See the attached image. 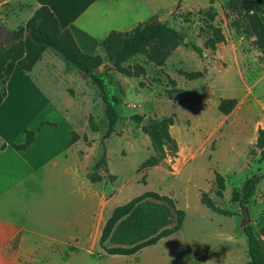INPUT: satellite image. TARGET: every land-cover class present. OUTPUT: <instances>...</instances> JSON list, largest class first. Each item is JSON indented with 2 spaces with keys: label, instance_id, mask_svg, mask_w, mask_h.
Segmentation results:
<instances>
[{
  "label": "rangeland",
  "instance_id": "374dc122",
  "mask_svg": "<svg viewBox=\"0 0 264 264\" xmlns=\"http://www.w3.org/2000/svg\"><path fill=\"white\" fill-rule=\"evenodd\" d=\"M224 1L174 0L156 20L173 27L183 40L161 67L146 62L143 54L123 64L141 65L145 70L141 77L127 78L113 70L105 73L104 65L110 63L100 50L94 53L103 59V66L93 74L102 80L106 101L118 116L106 139L107 119L100 91L89 76L67 64L61 55L46 48L43 58L25 75L13 65L4 67L6 99L0 105V147L21 144L23 130L38 134L37 146L51 138L59 146L69 131L70 138L73 134L69 143L82 170L101 177L93 184L100 201L86 237L90 253L69 243L37 249L36 259L22 258L19 264L248 262L242 229L250 226L257 234L264 226V159L255 147L257 130L264 131V56L251 38L227 27L221 11ZM33 4L31 0H0V47L11 44L12 33L30 18ZM209 8L215 14L211 22L203 16ZM207 24L219 28L224 37L214 50L202 47L209 36ZM178 71L199 75L190 81ZM168 79L175 85H170ZM171 89L175 93L169 99L166 91ZM36 91L54 110L40 100ZM222 99L235 100L225 115L217 110ZM166 117L173 120L167 131L175 148L164 146L165 157L157 165L141 167L150 156H158L142 128H150ZM142 120L144 126L140 125ZM100 159L105 165L94 169ZM215 174L223 179L220 196L216 195ZM252 174H263V178L248 206L232 203V190H239ZM148 192L171 199L174 209L183 213L178 230L131 256L106 255L98 239L111 211ZM202 195L229 214H217L205 207L200 202ZM245 220L248 223L240 227Z\"/></svg>",
  "mask_w": 264,
  "mask_h": 264
},
{
  "label": "trees",
  "instance_id": "16d2710c",
  "mask_svg": "<svg viewBox=\"0 0 264 264\" xmlns=\"http://www.w3.org/2000/svg\"><path fill=\"white\" fill-rule=\"evenodd\" d=\"M175 9H178L177 4ZM221 11L227 27L244 38H251L255 49L261 56H264V0H225L221 5ZM186 15H191V13H186ZM203 16L208 22H211L215 14L209 8L207 11H203ZM207 28L209 36L203 41L202 47L214 50L216 45L224 42V37L219 28L211 24H207ZM26 32L27 35H25ZM182 40L183 38L177 30L157 21L155 16L138 23L130 31H111L99 43V49L107 62L113 61V66L104 65V72L113 70L127 78L141 77L145 73L141 65L123 66V64L135 55L143 54L146 62L161 67ZM10 41L11 44L6 48L0 47V101L5 97V65L13 63L17 66L19 74L25 75L41 58L43 51L49 48L61 55L67 64L89 76L100 91L104 103L107 128L103 138L106 139L113 132V126L118 116L114 108L106 101L102 80L93 74L96 69L103 66V59L97 55L89 56L81 53L71 34L58 27L56 18L46 6L34 9L24 26L12 33ZM191 47L197 54L201 53L197 47ZM178 74L190 81L199 75L197 72L187 73L184 71H178ZM168 82L172 86L175 85L171 79H168ZM173 93H175L174 89L166 91L167 98L170 99ZM111 101L113 104L117 102L115 98H111ZM234 105V99H222L217 110L225 115ZM172 124V118L166 117L150 128H142V132L147 135L152 149L158 156H150L141 163V167L157 165L159 160L165 157L164 146L170 149L175 148L174 141L167 131V128ZM22 133L23 142L15 145L18 151H24L34 140V132L23 130ZM72 140L73 134L71 133L70 143ZM3 147L4 145L0 149ZM255 147L260 151L261 159H264V131L261 129L257 130ZM100 165H105L104 159L97 161L93 167L96 169ZM85 177L92 183H97L101 179L100 176L91 173H86ZM262 178L263 174H252L246 178L239 190H232L230 201L246 208ZM214 181L216 195L220 196L224 188L223 179L220 175L215 174ZM200 202L217 214H229L215 207L204 195L201 196ZM182 218L183 213L174 209L171 199L155 193H144L111 211L101 229L98 246L109 256H131L145 247L156 244L161 238L176 232ZM242 231L246 238L249 257L246 264H264V226L258 229L257 234L250 226H245Z\"/></svg>",
  "mask_w": 264,
  "mask_h": 264
},
{
  "label": "crops",
  "instance_id": "0c3cea01",
  "mask_svg": "<svg viewBox=\"0 0 264 264\" xmlns=\"http://www.w3.org/2000/svg\"><path fill=\"white\" fill-rule=\"evenodd\" d=\"M31 1L32 11L46 6L79 51L92 56L109 32L130 31L164 13L174 0ZM8 65L17 68L13 63L5 68ZM36 93L54 110L45 96ZM5 99L6 91L0 105ZM69 140L68 131L59 146L53 138L37 146V134L24 151L8 144L0 149V264L36 259L37 249L69 243L89 252L86 237L98 215L100 196L86 179Z\"/></svg>",
  "mask_w": 264,
  "mask_h": 264
},
{
  "label": "water",
  "instance_id": "95a60500",
  "mask_svg": "<svg viewBox=\"0 0 264 264\" xmlns=\"http://www.w3.org/2000/svg\"><path fill=\"white\" fill-rule=\"evenodd\" d=\"M2 27L0 26V32L2 31ZM110 66H113V61L110 62ZM141 126H144L145 125V122L142 120L141 121ZM248 223V220H245V221H241L240 223V227H244L246 224Z\"/></svg>",
  "mask_w": 264,
  "mask_h": 264
}]
</instances>
